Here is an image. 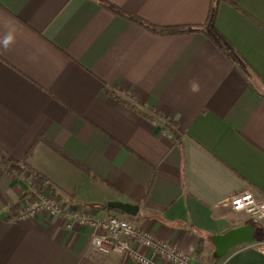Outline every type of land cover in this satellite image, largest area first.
I'll return each instance as SVG.
<instances>
[{
    "label": "crops",
    "instance_id": "1",
    "mask_svg": "<svg viewBox=\"0 0 264 264\" xmlns=\"http://www.w3.org/2000/svg\"><path fill=\"white\" fill-rule=\"evenodd\" d=\"M102 2L159 27L206 32L156 34ZM212 6L0 0V40L14 36L9 49L0 45V155L8 161L0 264H135L94 252L91 230L68 229L63 216L18 217L46 192L66 211L128 218L195 264H264V221L227 202L243 192L264 197V0H219L213 29ZM24 163L53 190L36 193ZM113 201L139 210L127 215L109 208ZM250 223L251 243L216 255L213 236Z\"/></svg>",
    "mask_w": 264,
    "mask_h": 264
},
{
    "label": "built area",
    "instance_id": "2",
    "mask_svg": "<svg viewBox=\"0 0 264 264\" xmlns=\"http://www.w3.org/2000/svg\"><path fill=\"white\" fill-rule=\"evenodd\" d=\"M227 202L234 210L247 213L252 222L264 221V197L243 192L231 196ZM41 212L50 216H63L68 229H72L74 225L89 228L90 247L101 255L116 253L128 256L135 264H162L139 252L137 246L142 245L164 263L195 264L191 256L180 251L175 244L158 240L150 232L137 228L128 218L116 215L97 218L94 215L66 211L58 199L49 192L33 198L20 211L18 217L33 218ZM258 248L264 252V243H258Z\"/></svg>",
    "mask_w": 264,
    "mask_h": 264
},
{
    "label": "trees",
    "instance_id": "3",
    "mask_svg": "<svg viewBox=\"0 0 264 264\" xmlns=\"http://www.w3.org/2000/svg\"><path fill=\"white\" fill-rule=\"evenodd\" d=\"M213 1V6L211 8V12H210V16H209V24L210 26L213 28H215V18H216V14H217V0H212ZM102 5L105 6L106 8H108L109 10L115 12L116 14H119L125 18H127L128 20H130L131 22L139 25L140 27L151 31L153 33L156 34H162V35H170V34H183V33H197V32H206V28H204L203 26H175V27H159L156 25H153L137 16H133L130 14H127L123 11H121L120 9L116 8L115 6L102 2ZM106 93L108 95H113L114 93L109 91L108 88L105 89ZM47 144L50 145V147H52L55 151L60 152L59 148H57L53 143L51 142H47ZM8 165V161L6 159L5 156L0 155V168H3L4 170H8L6 169ZM23 167L33 170V168L31 166H29L27 163L23 164ZM34 173V178L37 182V186H36V193L44 191V190H53L52 188V182H50V180L43 174H41L40 172L33 170ZM35 195V194H34Z\"/></svg>",
    "mask_w": 264,
    "mask_h": 264
},
{
    "label": "water",
    "instance_id": "4",
    "mask_svg": "<svg viewBox=\"0 0 264 264\" xmlns=\"http://www.w3.org/2000/svg\"><path fill=\"white\" fill-rule=\"evenodd\" d=\"M108 207L119 210L127 215L135 216L139 207L129 203L113 201L108 203ZM255 227L252 223L238 228L228 230L222 235L212 237V242L216 247V255L223 256L230 248L239 244H248L254 240Z\"/></svg>",
    "mask_w": 264,
    "mask_h": 264
},
{
    "label": "clouds",
    "instance_id": "5",
    "mask_svg": "<svg viewBox=\"0 0 264 264\" xmlns=\"http://www.w3.org/2000/svg\"><path fill=\"white\" fill-rule=\"evenodd\" d=\"M14 43V36L11 33H8L0 40V45H2L4 50L9 49L11 44Z\"/></svg>",
    "mask_w": 264,
    "mask_h": 264
}]
</instances>
